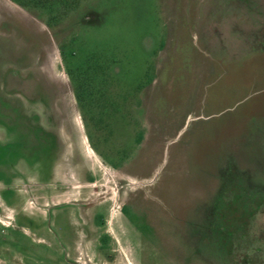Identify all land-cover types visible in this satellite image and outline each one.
<instances>
[{"label": "rangeland", "instance_id": "rangeland-1", "mask_svg": "<svg viewBox=\"0 0 264 264\" xmlns=\"http://www.w3.org/2000/svg\"><path fill=\"white\" fill-rule=\"evenodd\" d=\"M4 188L85 264H264V0H0Z\"/></svg>", "mask_w": 264, "mask_h": 264}, {"label": "flooded vegetation", "instance_id": "flooded-vegetation-1", "mask_svg": "<svg viewBox=\"0 0 264 264\" xmlns=\"http://www.w3.org/2000/svg\"><path fill=\"white\" fill-rule=\"evenodd\" d=\"M29 147L24 145L22 148L23 162L28 166L29 158L34 157L37 163H41V150ZM12 160H7L10 166ZM13 196L9 188L0 190V199L5 205H12ZM55 205L57 203L51 204ZM54 209V213L46 209L44 216L37 219L18 213L4 228L0 227V261L4 264H85V260H79L86 254L78 250L80 230L70 218V212L61 208Z\"/></svg>", "mask_w": 264, "mask_h": 264}, {"label": "crops", "instance_id": "crops-1", "mask_svg": "<svg viewBox=\"0 0 264 264\" xmlns=\"http://www.w3.org/2000/svg\"><path fill=\"white\" fill-rule=\"evenodd\" d=\"M205 18V17H204ZM182 19V18H181ZM185 19V18H184ZM186 20V19H185ZM187 29V28H186ZM201 31V30H200ZM214 34V33H213ZM198 37L196 38V40L198 41L197 43L198 44H200L201 46H202V48H204V43H205V39L203 38V32H201V33H199L198 35H197ZM210 41H212L213 43L214 42H216V44H218V43H220L221 41H220V38H219V36H215V35H213L212 36V39L210 40ZM187 42H188V40H187Z\"/></svg>", "mask_w": 264, "mask_h": 264}]
</instances>
